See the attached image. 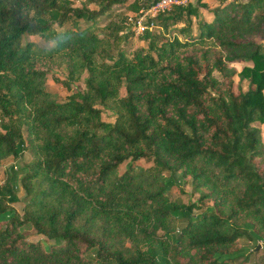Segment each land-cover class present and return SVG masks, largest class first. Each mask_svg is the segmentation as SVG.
<instances>
[{"label":"trees","instance_id":"16d2710c","mask_svg":"<svg viewBox=\"0 0 264 264\" xmlns=\"http://www.w3.org/2000/svg\"><path fill=\"white\" fill-rule=\"evenodd\" d=\"M158 1L0 0V164L32 157L0 184V264H264V0L175 4L122 46ZM55 70L84 89L58 101Z\"/></svg>","mask_w":264,"mask_h":264},{"label":"rangeland","instance_id":"374dc122","mask_svg":"<svg viewBox=\"0 0 264 264\" xmlns=\"http://www.w3.org/2000/svg\"><path fill=\"white\" fill-rule=\"evenodd\" d=\"M75 6H78L81 0H72ZM174 1V0H173ZM178 2H181L182 4H188L191 3L192 5H197V0H177ZM206 3V7H199V11L201 13V16L209 18V9H212L216 4V0H204ZM157 9V8H156ZM151 9L150 11H143L140 13H132V12H127V16L129 19L130 27L134 29V35L130 38L129 44H126L125 42H122V46L127 47L129 50L136 49L140 46H147V42L141 40L140 36L142 33L148 29L149 31L153 32H159L160 30L154 28V25L149 26L148 28L145 27L147 24L148 18L156 16L159 9ZM118 11H124V7H120L118 5H113L112 6V13L118 12ZM105 16L100 20V24L104 25L107 20H104ZM198 19V18H196ZM172 32H169L168 35H172ZM33 39L39 41L42 43V41L38 37H32ZM245 65L244 63H235L234 66L240 70L242 66ZM64 73L62 70H55L53 72H50L47 77V88L50 91L56 92L58 95V101H65L67 100L69 94L76 88L79 90L84 89V78L86 77V74H84L81 78L80 81L73 83L71 86V90L66 89V87L63 85L62 81L64 80ZM235 80H238L236 77ZM242 87L244 90L247 88L246 81L242 82ZM120 94L123 96L125 94V88L122 86L120 88ZM102 119L105 122H113L115 119L114 113L106 108H102ZM261 135L262 139L264 141V124H261ZM23 133L24 135L27 133V130L23 128ZM32 159L31 153L29 150H26L24 154L19 157V158H8L0 164V184H2L6 178L7 170L9 169L10 166H15V167H20L24 163L29 162ZM135 164H138L143 167H147L150 165L149 162L145 160H139L135 162ZM127 167V162L121 164L119 166V171L122 173ZM178 185L179 188L175 187L172 189L171 196L172 197H180L184 202L188 201H196L198 199V194H192L191 193V184H190V179L189 178H181L178 175ZM182 189V191H181ZM17 195L19 197V201L14 203L13 207L16 209V211L19 213V215H22L23 213V207L25 204L24 200V191L22 188L19 187V190L17 192ZM22 233L29 238L30 241H39L41 242V245L44 249H49L51 246V242L46 240L45 238L37 235L34 231V229L30 225H25L21 228ZM241 244L250 247V244L248 241L245 239L241 240ZM262 242H260L258 247H261ZM264 246V245H263ZM264 258V248L261 247L260 251L254 254V259L260 260Z\"/></svg>","mask_w":264,"mask_h":264},{"label":"built area","instance_id":"2783aa9c","mask_svg":"<svg viewBox=\"0 0 264 264\" xmlns=\"http://www.w3.org/2000/svg\"><path fill=\"white\" fill-rule=\"evenodd\" d=\"M183 5L181 2H178L177 0H160L158 1L156 4H154L153 6H151L149 9H147V11H150L151 9H159V12H162L164 10H168L172 5ZM156 9V10H157ZM154 17V16H153ZM153 24L149 25L152 26ZM149 26H147V24L145 25L146 28H148Z\"/></svg>","mask_w":264,"mask_h":264},{"label":"water","instance_id":"95a60500","mask_svg":"<svg viewBox=\"0 0 264 264\" xmlns=\"http://www.w3.org/2000/svg\"><path fill=\"white\" fill-rule=\"evenodd\" d=\"M259 246V245H258Z\"/></svg>","mask_w":264,"mask_h":264}]
</instances>
